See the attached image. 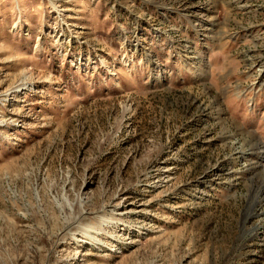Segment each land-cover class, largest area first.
<instances>
[{"label":"rangeland","instance_id":"1","mask_svg":"<svg viewBox=\"0 0 264 264\" xmlns=\"http://www.w3.org/2000/svg\"><path fill=\"white\" fill-rule=\"evenodd\" d=\"M0 264H264V0H0Z\"/></svg>","mask_w":264,"mask_h":264},{"label":"bare ground","instance_id":"2","mask_svg":"<svg viewBox=\"0 0 264 264\" xmlns=\"http://www.w3.org/2000/svg\"><path fill=\"white\" fill-rule=\"evenodd\" d=\"M83 212L80 214L81 218L83 217ZM101 224V223H99ZM93 225V224H92ZM95 226V225H94ZM91 229L90 226L84 227V229L82 230L84 234H87L89 232V230Z\"/></svg>","mask_w":264,"mask_h":264}]
</instances>
